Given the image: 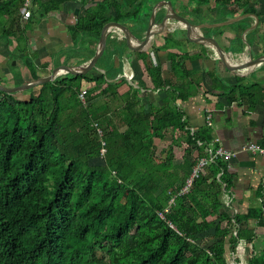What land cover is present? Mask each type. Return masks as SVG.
Masks as SVG:
<instances>
[{"label":"trees","instance_id":"obj_1","mask_svg":"<svg viewBox=\"0 0 264 264\" xmlns=\"http://www.w3.org/2000/svg\"><path fill=\"white\" fill-rule=\"evenodd\" d=\"M65 1L51 0L45 12ZM22 4L0 0V43L7 47L29 37L31 24L21 14ZM111 8L119 18L121 5L115 0L89 8L71 25L73 37H96L99 26L113 18ZM113 37H108L104 72L92 69L58 77L35 87L37 93L32 88L28 99L0 91V264H229L227 252L238 244V235L230 234L240 228L244 216L227 207V193L217 178L224 168L221 180L227 188L233 185L227 162L208 165L191 191L177 195L173 209L165 217L159 215L196 163L195 140L178 105L192 95L163 78L161 68L153 75L152 89L167 88L169 103L161 110L155 111L154 103L145 108L141 80L121 95L124 62L116 64L113 57L124 52V45ZM205 52L203 48L189 59ZM21 57L30 79L43 75L26 53ZM172 58L180 62L178 54ZM219 71L209 73L212 88H221L231 98L247 96L252 105L259 101L260 83L243 84L245 78L237 76L238 82L229 87ZM195 73L185 69V76ZM83 89L85 102L80 98ZM104 96L109 100L100 103ZM136 121L147 128L146 136L133 126ZM169 129L187 130L190 146L181 160L174 145L158 157L154 145L145 144L147 139H165ZM207 213L216 217L208 220ZM259 224L264 225V218ZM257 260L254 256L245 264Z\"/></svg>","mask_w":264,"mask_h":264},{"label":"crops","instance_id":"obj_2","mask_svg":"<svg viewBox=\"0 0 264 264\" xmlns=\"http://www.w3.org/2000/svg\"><path fill=\"white\" fill-rule=\"evenodd\" d=\"M50 1H33L32 14L25 19L31 24L29 37L14 42L10 51L0 54V62L3 63L8 57H12L13 53H19V58L26 53L27 57H33L40 72L44 71L41 72L44 76L51 73L56 63L66 64L68 61L70 64H77L95 55L99 45L98 37L83 34L73 37L71 25L77 23L87 14L89 8L102 0H67L59 7L45 12ZM116 1L121 5L119 18L116 17V9L111 8L113 18L110 20L123 23L138 38L144 37L152 16L158 23L157 35L149 46L136 52L124 47L122 54L114 55L116 64H119L120 59L124 62V72L121 76L125 82L121 83L118 89L121 95L129 91L133 84L138 87L141 80L146 86L140 92L145 108L149 110L150 103H154L153 109L161 110L169 103L166 100L167 88L152 91L153 75L161 68L163 78L174 81L176 85H183L185 92L192 95L184 101L179 100L180 107L184 111L187 128L193 127L200 139L209 141L211 137H218L227 149L234 151L249 142L264 146V65L253 70L243 68L239 70V74L228 73L218 66L212 43L202 38L198 32H194L191 39L182 30L162 31L165 26L184 21V16L193 23L231 21L216 27L229 57L241 58L244 50H249V53H264V0H230L229 4L225 5L218 2L219 0ZM249 34L253 40L249 39ZM109 36L119 40L113 31ZM122 42L124 45V41ZM155 46H160L161 49H153ZM203 48H206L203 57L189 59L191 55L202 52ZM21 50H25L24 53L18 52ZM174 54L179 55L180 62H172ZM54 59L58 61L54 63ZM44 62L51 64L45 69L41 67ZM186 68L195 70L196 73L185 76ZM216 68L220 69L217 73L229 87L238 82L237 76L245 78L243 84L260 83L263 89L258 92L259 101L252 105L250 98L239 95L232 96L235 98L233 100L228 93H223L221 88H212L213 77L209 73ZM127 70L133 75L132 80L126 78ZM25 72L30 79L27 74L29 71L25 69ZM105 100L109 98L105 99L104 96L99 102L103 103ZM208 112L212 114L211 126L205 124ZM133 126L142 136L147 135L148 130L141 122L136 121ZM187 135V130L169 129L165 139L151 138L147 139L145 144H153V150L158 157H163L164 150L174 145L175 157L181 160L190 146ZM201 153V149L195 144L193 155L196 160ZM228 169L233 178V185L229 189L235 197V212L244 216L240 228L235 227L236 232L232 231L230 234L238 235V244L235 251L227 250L228 263L235 253L236 264H245L254 256L258 258L257 264H264V225L259 224L264 218V156L241 152L230 161ZM228 197L227 194L226 198ZM206 217L213 220L216 214L207 213Z\"/></svg>","mask_w":264,"mask_h":264},{"label":"water","instance_id":"obj_3","mask_svg":"<svg viewBox=\"0 0 264 264\" xmlns=\"http://www.w3.org/2000/svg\"><path fill=\"white\" fill-rule=\"evenodd\" d=\"M183 20L184 21H179L176 24L165 26L162 31L172 32L174 30H182L186 32L189 37H191V39H193L194 37L193 33L198 32L202 38L204 37L212 43L214 57L217 61L218 66L223 71L239 74V70L243 68L253 70L261 65H264V53H252L251 51L249 53V50H244L242 52L241 58L238 59L229 57L226 54L216 27L217 25L231 23V21L223 23H193L189 21L185 16ZM157 24L158 23L154 21V17L152 16V20L149 23L144 37L138 38L133 34L131 29L123 23L115 20H107L99 26L96 32V38L98 37L97 40L99 42V45L95 55L91 59L84 62H78L77 64H55L52 68L51 73L39 78L30 79L24 83L14 86H7L0 82V91L9 94H17L38 87L44 83L53 81L61 76L87 74L92 69H98L99 71L104 72L102 64H104L107 60V41L111 31H113L117 35L120 41H124L125 49L136 52L142 51L145 47L149 46L151 40L157 35Z\"/></svg>","mask_w":264,"mask_h":264},{"label":"built area","instance_id":"obj_4","mask_svg":"<svg viewBox=\"0 0 264 264\" xmlns=\"http://www.w3.org/2000/svg\"><path fill=\"white\" fill-rule=\"evenodd\" d=\"M33 1L34 0H23V4H22L20 11H21V14L26 18L32 14L31 9L33 6V4H32ZM125 74H126V78H128L129 80H132L134 78L133 75H131L128 70L125 71ZM85 93H86L85 89L80 92V98L82 99L83 102H85V96H86ZM178 105L180 106L179 103H178ZM185 120H186V117L184 115L183 121H185ZM205 124L207 126L212 125V114L210 112H208L206 117H205ZM95 126H96L99 134L102 136L103 131L99 127L98 123H95ZM187 130L189 131L190 135L195 140V144L198 147L203 148V154L198 156L191 173L186 178L185 183L181 187V189L176 194L172 195V197L168 201V204H167L165 210L159 212V215L161 217H165V213H167V212L171 211V209H173L177 195L187 194L191 191V189L194 186L196 179L201 175V173L204 171V169L208 165L215 163L218 160H223V161L227 162V165L229 167L230 161L233 158L237 157L238 154L241 152H247V153H250L252 155L264 156V146L260 143L249 142V143L242 145L240 147V149H238L237 151H234V150L227 149L221 143V140L218 137H212L209 141H207V140L197 138L196 137V131L193 129V127H188ZM106 152H107L106 144H105V141H103L102 142V148H101V155L104 156L106 154ZM224 171H225V169L221 168L217 173V178L219 179L224 192H226L229 195V197H228V199H226L225 203H226L227 207H229L233 210H237V208H235L236 205H235V197L233 195V191H231V189L227 188L226 184L221 180ZM233 231L236 232V229H234ZM235 255H236L235 253L232 254V256L230 257L229 264H236ZM238 264H243V262H239Z\"/></svg>","mask_w":264,"mask_h":264},{"label":"rangeland","instance_id":"obj_5","mask_svg":"<svg viewBox=\"0 0 264 264\" xmlns=\"http://www.w3.org/2000/svg\"><path fill=\"white\" fill-rule=\"evenodd\" d=\"M10 51V47H7L4 41L0 43V54H6ZM20 52H23L21 50ZM33 59V57H30ZM29 58V59H30ZM23 58L17 57L15 60L12 57H8L6 61L0 62V82L7 86H14L17 84L24 83L28 81V76L26 75L25 69L23 67ZM42 72V71H41ZM44 73V71L42 72ZM29 75V72H27ZM84 90V89H83ZM38 92V88L34 89V93ZM31 94V89L26 92H20L16 95L21 99H28Z\"/></svg>","mask_w":264,"mask_h":264}]
</instances>
